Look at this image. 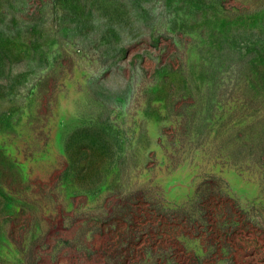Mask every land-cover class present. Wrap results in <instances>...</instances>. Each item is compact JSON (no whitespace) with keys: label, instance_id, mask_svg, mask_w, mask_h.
Masks as SVG:
<instances>
[{"label":"rangeland","instance_id":"rangeland-1","mask_svg":"<svg viewBox=\"0 0 264 264\" xmlns=\"http://www.w3.org/2000/svg\"><path fill=\"white\" fill-rule=\"evenodd\" d=\"M0 264H264V0H0Z\"/></svg>","mask_w":264,"mask_h":264}]
</instances>
